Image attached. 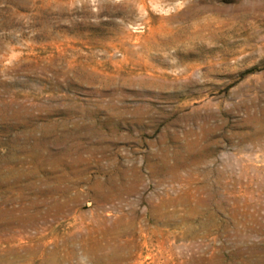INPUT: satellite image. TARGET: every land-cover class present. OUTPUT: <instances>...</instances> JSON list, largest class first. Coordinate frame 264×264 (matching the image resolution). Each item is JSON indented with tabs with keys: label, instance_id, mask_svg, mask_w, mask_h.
<instances>
[{
	"label": "rangeland",
	"instance_id": "1",
	"mask_svg": "<svg viewBox=\"0 0 264 264\" xmlns=\"http://www.w3.org/2000/svg\"><path fill=\"white\" fill-rule=\"evenodd\" d=\"M0 264H264V0H0Z\"/></svg>",
	"mask_w": 264,
	"mask_h": 264
}]
</instances>
